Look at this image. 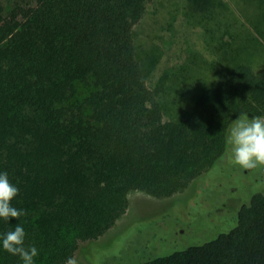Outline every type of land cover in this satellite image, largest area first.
Returning <instances> with one entry per match:
<instances>
[{
	"label": "trees",
	"instance_id": "16d2710c",
	"mask_svg": "<svg viewBox=\"0 0 264 264\" xmlns=\"http://www.w3.org/2000/svg\"><path fill=\"white\" fill-rule=\"evenodd\" d=\"M152 1L31 0L7 15L0 6V171L20 188L12 203L27 213L0 220V233L22 223L36 264H66L80 242L104 236L130 192L168 199L196 188L230 153L232 120L264 116V77L240 57L243 48L255 55L247 37L189 113L164 120L134 41ZM220 2L187 0V8L212 23ZM221 31L207 29L212 39ZM146 248L147 256L157 249ZM145 259L138 264H264V193L241 206L230 232ZM0 264L21 262L0 249Z\"/></svg>",
	"mask_w": 264,
	"mask_h": 264
},
{
	"label": "rangeland",
	"instance_id": "374dc122",
	"mask_svg": "<svg viewBox=\"0 0 264 264\" xmlns=\"http://www.w3.org/2000/svg\"><path fill=\"white\" fill-rule=\"evenodd\" d=\"M30 1L0 0V6L7 15ZM220 3L209 12L215 22L207 23L200 14L191 18L187 0H153L134 28L138 60L164 109L166 122L179 121L189 113L198 92L215 85L236 45L241 41L248 45L247 37L257 42V48L252 49L255 55L243 48L240 57L256 75L264 77V0ZM216 23L222 31L212 39L207 29ZM222 160L224 163L200 178L196 188L191 186L171 198L130 192L127 212L104 236L80 242L73 257L75 264H138L148 260H143L145 257L167 256L230 232L237 225L241 206L254 194L264 193V165L244 169L232 162L228 150ZM149 244L157 249L147 256L143 253Z\"/></svg>",
	"mask_w": 264,
	"mask_h": 264
},
{
	"label": "clouds",
	"instance_id": "9594fccd",
	"mask_svg": "<svg viewBox=\"0 0 264 264\" xmlns=\"http://www.w3.org/2000/svg\"><path fill=\"white\" fill-rule=\"evenodd\" d=\"M232 162L244 169L264 165V116H249L240 113L225 136ZM20 194V188L14 184L7 171H0V220L9 224L18 221L27 213L13 205ZM26 231L22 223H15L11 230L0 233V249L12 256H17L21 264H36L39 250L33 244L26 245ZM66 264H75L69 258Z\"/></svg>",
	"mask_w": 264,
	"mask_h": 264
}]
</instances>
